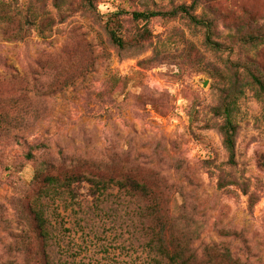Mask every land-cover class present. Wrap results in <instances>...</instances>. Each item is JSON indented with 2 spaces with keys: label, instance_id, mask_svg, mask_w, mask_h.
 <instances>
[{
  "label": "rangeland",
  "instance_id": "1",
  "mask_svg": "<svg viewBox=\"0 0 264 264\" xmlns=\"http://www.w3.org/2000/svg\"><path fill=\"white\" fill-rule=\"evenodd\" d=\"M192 1L218 46L181 14L132 18ZM250 72L264 81V0H0V264H40L37 201L65 264H164L148 246L159 237L195 261L264 264V97ZM44 175L79 180L51 200Z\"/></svg>",
  "mask_w": 264,
  "mask_h": 264
},
{
  "label": "trees",
  "instance_id": "2",
  "mask_svg": "<svg viewBox=\"0 0 264 264\" xmlns=\"http://www.w3.org/2000/svg\"><path fill=\"white\" fill-rule=\"evenodd\" d=\"M194 1L188 5L179 4L176 7L168 10V11H146V12H133L132 18L136 19H148L151 16L163 15V16H170L173 17L176 14H181L185 16L191 23L195 24L196 26L203 27L204 30V42L206 45H213L218 46L216 41H212L210 38V24L208 21L201 19L196 14L193 13ZM146 29L141 30V36H144V33H147ZM108 35L110 40L119 47L124 45V41L120 36H117L113 29H108ZM258 36V35H257ZM256 35L248 34L246 36V41L250 43L255 40ZM212 46V47H213ZM248 77L251 83H254L258 89V93L264 97V81L260 79L256 74L250 72L248 73ZM240 82V78L235 76L232 83ZM222 96V97H221ZM230 92L221 91L219 93V100L216 104V114L220 115L222 118L221 123L219 124L218 132L221 136L222 145L225 148L229 160H232L234 156L233 147H234V137L235 131L237 127L232 121L231 118V105L234 103L233 100H230ZM44 181L46 186L42 187L41 189V196L46 197L47 199H51L53 196L60 197L62 192L59 191V187L63 186L64 190L66 189L67 192L71 193V183L74 180H79L75 176H68L64 178L65 182H59L56 177L53 175H44ZM88 181L94 187V190L98 194H102L103 190L105 189L106 183L97 178L94 181L88 179ZM130 185L132 189L135 190H142L143 186L137 185ZM53 200V199H51ZM46 209L43 203L37 201L36 206L33 208L32 211V220L34 221V229H35V237L38 242H41L42 247H39L37 250L41 259H39L40 264H65L66 260H62V251L63 247L58 241V236L55 234V228L53 226V222L50 220L47 214H45ZM58 215V213H56ZM157 235H160L158 233ZM173 238H169L168 243L170 246H173L172 251H168L164 242L159 237L156 240H151L148 243L150 248H154V252L159 258H164V264H207V262L203 261H195V255L192 251L189 252V247L185 244L180 245L179 239L176 241L172 240ZM56 247L58 252H53V248ZM152 251V250H151ZM184 252H188V256L186 258L183 256ZM58 260L56 263L55 260ZM158 263V262H157Z\"/></svg>",
  "mask_w": 264,
  "mask_h": 264
}]
</instances>
